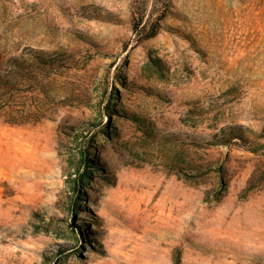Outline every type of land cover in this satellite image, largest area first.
Instances as JSON below:
<instances>
[{
    "label": "rangeland",
    "instance_id": "obj_1",
    "mask_svg": "<svg viewBox=\"0 0 264 264\" xmlns=\"http://www.w3.org/2000/svg\"><path fill=\"white\" fill-rule=\"evenodd\" d=\"M0 264H264V0H0Z\"/></svg>",
    "mask_w": 264,
    "mask_h": 264
},
{
    "label": "trees",
    "instance_id": "obj_2",
    "mask_svg": "<svg viewBox=\"0 0 264 264\" xmlns=\"http://www.w3.org/2000/svg\"><path fill=\"white\" fill-rule=\"evenodd\" d=\"M156 33V30L152 31L150 34L146 35V37H151ZM35 59H38L39 62H42L43 64H49L50 60L46 58V56L43 53H36L34 54ZM107 110H111L109 105L106 106ZM228 136L234 134V131H229ZM239 134V133H238ZM240 135V134H239ZM242 137V136H240ZM226 140V139H225ZM228 141H215L212 142L210 144H225ZM91 153V148L88 146L86 149H81V151L79 152V157L80 159L83 160V164H85L86 170L82 175L79 176V178L77 179V185L76 183H73L72 187H71V192L74 193V195H72L70 198H72V206L74 207L73 210H76L77 208H79V201H80V195L76 194L78 190V186H80L81 184H83V182H86V179L89 178V174H90V167L92 166V162H90L89 160V154Z\"/></svg>",
    "mask_w": 264,
    "mask_h": 264
}]
</instances>
